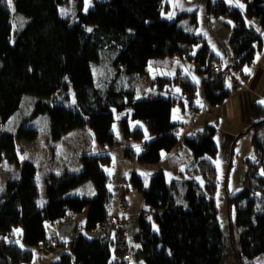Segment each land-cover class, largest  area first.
Here are the masks:
<instances>
[{
	"label": "trees",
	"instance_id": "obj_1",
	"mask_svg": "<svg viewBox=\"0 0 264 264\" xmlns=\"http://www.w3.org/2000/svg\"><path fill=\"white\" fill-rule=\"evenodd\" d=\"M15 1L17 11L31 20L12 43L13 18L7 0H0V164L16 162L22 178L8 181L7 192L0 195V264L29 263L34 248L46 251L62 244L59 240L51 242L54 237L48 235L47 222L56 223L88 207L86 227L96 232L111 216L110 177L103 168L111 162L110 154L86 153L81 156L82 170L66 168L48 174V200L39 205L38 167L20 158L16 135L3 130L27 94L37 95L39 100L32 115L22 119L19 139L35 140L39 130L33 122L49 113L54 140L89 126L99 144L114 145L116 111L130 110L121 121L124 136L141 140L147 133L153 139L145 143L140 154L127 148L126 156L151 164L161 161L163 151L178 147L181 124L173 121V111L177 105L199 108L198 85L180 70L175 77L156 76L152 83L157 92L145 95L137 87L122 83L124 76L136 79L148 74L154 60L179 57L193 60L197 72L204 76L203 92L208 104L221 105L235 91L214 71V65L221 61L208 44L194 55L195 46L204 40L181 22L189 17V23L196 25L197 10L169 19L163 17L165 0H104L88 12L84 11L85 0H76L72 21L65 22L60 14L65 0ZM243 1L245 14L226 0H211L208 6L213 16L233 21L230 46L236 72L252 65L264 49V0ZM106 50L109 76L100 87L95 83L93 66L98 65ZM169 86H179L181 93L163 96L159 90H168ZM72 90L76 102L69 106ZM251 111L254 123L247 132H252L257 157L248 160L242 189L228 197L230 207H237L240 237L236 242L232 230V244L238 264H252L249 261L264 253V105L254 102ZM132 121L142 125L133 128ZM217 132L216 125L207 123L186 137L184 143L193 157L185 168L189 178L169 184L165 171L160 169L144 190L143 178L134 175L147 205L137 219L135 234L146 264H225L226 234L215 200L219 184L215 164L219 155ZM198 174L205 177L203 187ZM87 180L96 186L94 199L68 195ZM181 188L184 197L179 193ZM18 226L23 227L24 247L16 241ZM128 238L121 244L112 233L108 237L97 233L92 239L78 234L71 242L72 253L63 254L52 264H128L132 258Z\"/></svg>",
	"mask_w": 264,
	"mask_h": 264
},
{
	"label": "rangeland",
	"instance_id": "obj_2",
	"mask_svg": "<svg viewBox=\"0 0 264 264\" xmlns=\"http://www.w3.org/2000/svg\"><path fill=\"white\" fill-rule=\"evenodd\" d=\"M104 0H90L85 11L86 3L84 4V11L88 12L94 8L96 4H100ZM228 4L238 7L245 14L246 3L243 0H232L231 3L226 0ZM166 5L163 10V17L169 19H176L183 11H193L198 9V17L206 16L208 2L210 0H165ZM238 5H243V8ZM77 6L76 0H65L60 6L61 18L65 22H71ZM8 8L13 18V34L11 37L12 43L15 42L19 32L29 23L31 18L17 11L16 1L12 0V5ZM171 14V17H170ZM222 18L221 23L215 26L217 32L227 33L233 27V21L230 18ZM248 20L249 18L246 17ZM231 22V23H229ZM183 25L187 24L185 20L181 22ZM211 24V23H210ZM230 24V25H229ZM202 47V43L197 44L194 48V54H197ZM109 50L102 53L101 61L94 64L93 72L95 83L97 86H104L108 78L109 71ZM263 55V56H262ZM171 57H168L169 59ZM174 64L182 67L190 75L191 65H195L193 60L181 59L174 57ZM162 60V59H159ZM225 63L228 62L226 58ZM257 60L264 62V50L258 52ZM154 62H157L154 60ZM264 67V66H263ZM150 70L153 71V78L158 75L156 63L150 65ZM248 68V67H247ZM157 72V73H156ZM236 75L241 79V84L245 83L246 79L243 77L242 72H236ZM254 74L252 80H256ZM261 75V74H260ZM144 79H129L123 77L121 82L129 84L138 88L141 94L147 84H144ZM252 81V82H253ZM152 85V84H151ZM179 89V87H176ZM168 90H159L160 93L167 97L170 95ZM175 89V92H179ZM154 90H158L154 88ZM252 99L256 101L264 100V80L258 85L255 91H250ZM71 102L67 105L72 106L76 102L75 93L71 91ZM234 94V93H233ZM198 102L199 108H184L177 105L173 112V121L181 124L179 130L180 143L171 152L163 151L162 159L158 163H141L138 160H133L126 156L127 148H133L137 154L142 153L145 143L153 139L152 136L146 133L145 137L141 140L127 139L124 136L122 129V119L131 113L130 110L123 112L116 111V121L114 123L115 143L114 145H101L97 142L93 130L88 127H78L65 134L62 138L54 140L50 134L51 116L49 113L39 116L34 122L33 126L39 130L38 136L33 141L19 139L17 137L18 129L24 117L32 115L35 103L39 97L34 94H27L20 107V109L10 118V120L3 126V130L12 132L17 138V147L20 158L36 159L35 164L38 167L37 182L39 183V205H44L47 202L46 195V181L45 178L52 172H63L66 168L82 170L83 164L81 156L86 153L97 154H110L112 156L109 164H104L103 168L110 177L108 183L109 189L112 193V200L110 203V213L116 214L119 204L122 199L127 202V212L123 219V225L130 229L131 235L127 240V245L132 252V258L128 264H146L143 257L139 254L140 244L135 239V234L138 230L137 219L142 211L147 207L143 193L139 190L134 183V175L137 174L144 180V190L150 186L152 176L160 169H163L166 174V179L169 184L173 182L182 181L189 178L185 168L192 161V154L189 147L185 145L187 136L194 134L205 127L207 123L215 124L218 127L217 142L219 146V155L215 159V164L218 172V190L216 193V204L219 210V219L223 231L226 234L225 239V264H238L237 257L232 244V235L234 231L235 241L238 242L240 237L239 226L237 224V207L233 204L229 205V196H234L243 187L244 178L248 169V160L256 159V151L252 144V132H247L251 124L248 126L249 112L234 103V95H230L228 100L223 105L212 106L207 103L204 98L202 86L198 88ZM251 99V98H249ZM75 101V102H73ZM264 105V104H263ZM142 125L139 121H132V127L135 128ZM242 134V135H240ZM81 136V139L80 137ZM139 148V151L137 150ZM29 150V152L26 150ZM31 153V154H30ZM5 164V165H4ZM175 165V166H174ZM16 162H5L0 164V194L7 192V180L19 179L22 177V170L18 168ZM198 181L202 184L205 183V177L202 174L196 175ZM46 187V190H44ZM202 193L203 191L200 190ZM184 197V190L181 188L179 192ZM69 196H79L82 198L94 199L97 195L96 186L92 180H87L81 185L74 188L69 192ZM43 202V203H41ZM88 210L86 207L80 213H70L66 218L51 223H46V229L49 237L58 239L62 244L56 248L47 249L43 251L42 248H34V258L32 262L23 264H52L53 261L59 260L63 254L72 253L71 242L78 234H84L90 239L97 236L96 232L87 229ZM154 229L158 230V224ZM16 229L21 231L16 232V241L24 247L22 233L23 227L18 226ZM15 229V230H16ZM234 242V240H233ZM238 244V243H237ZM114 249V247H113ZM116 253L114 251L113 258L115 259ZM252 264H264V253L252 261ZM75 264V263H74Z\"/></svg>",
	"mask_w": 264,
	"mask_h": 264
},
{
	"label": "crops",
	"instance_id": "obj_3",
	"mask_svg": "<svg viewBox=\"0 0 264 264\" xmlns=\"http://www.w3.org/2000/svg\"><path fill=\"white\" fill-rule=\"evenodd\" d=\"M209 3L210 2H208V6H209ZM195 10H197V22H196V25L189 23V17L184 19L186 21V23H187V24H184V25L185 26H189L190 29L194 30L196 35L202 37L203 40H204V42H201L202 43V47H203V45L205 43L208 44L210 49H211V51L213 53H215V55L220 58L221 62H224L225 58H226V60L228 62H232L233 56H232V51H231V46H230V39H231V36H232V33H233L232 32V28L233 27H231L230 30H227L226 34L224 32H222V31L221 32H217L215 26L216 25L218 26L219 23H221L222 18L215 17L212 14H210V12L208 11V7H207L206 16L204 14V17L201 18V21H200L199 17H198V9H194L193 11H195ZM193 11H186V12H193ZM202 47L199 49V51L202 49ZM199 51H198V53H199ZM194 55H196V54H194ZM257 57H258V54L256 56L255 62L252 65L248 66V69L251 70L250 73H246L245 71L242 72L243 77L246 79L245 83L244 84L242 83L240 85V87H238L233 92L234 94L232 93V95H234V98H233L234 99L233 100L234 103H236L238 106H240V104H242V107L244 108V112H245V110H247L250 113L249 114L250 118H249V121L247 122L248 126L250 124L252 125L254 123V118H253L252 111H251L252 104L254 102H259V101H256L255 99H252L253 95H252V92H251V95H250V91H255L256 88L258 87V85L260 83H262L263 80H264V67H263L264 66V62H261V61L257 60ZM174 60H175L174 57L173 58H169V59L165 58V59H162V60H157V62H155V63L157 65L158 75H156V76L175 77L176 73L178 71H180V70H182L185 74H188L186 72V70L183 69L182 67H180V66L177 67L174 64ZM190 68H191V73L193 74V75L189 74L190 77L198 85V88L200 86H202V88H203L204 76L197 72L196 64L195 65L194 64L191 65ZM152 74H153V71L150 70V68H149L148 74H145V75H142V76L136 78V79H144V81H143L144 84H147V86L145 88L146 91H144L145 95H154L157 92V90L156 91L154 90L155 87H153V83L152 82H153V79L155 77L153 78ZM254 74H257V75H256V80L253 81L252 77H253ZM240 81H241V79H240ZM169 87H170V89H169L170 92L177 93V92H175V89H177L176 87H179V86H174V87L169 86ZM179 93H181L180 87H179L178 94ZM249 98H251V99H249ZM228 100H230V99H228ZM228 100H225L224 103H222L221 105L225 104ZM213 125H215V124H213ZM217 129H218V127H217ZM79 137L81 139V136H79ZM216 141H217V136H216ZM27 151L29 152L28 149L26 150V152ZM27 160L33 161L34 163L36 161V159H27ZM18 168L21 169L19 166H18ZM20 178H22V177H20ZM8 181H10V180H7L5 184H7ZM38 187H39V183H38ZM44 190H46V187H45ZM3 194H5V192H3L2 195ZM46 203L47 202H45L44 205ZM114 214H111V215H114ZM129 231H130V229H129ZM54 240L58 241V239H56V238H54Z\"/></svg>",
	"mask_w": 264,
	"mask_h": 264
},
{
	"label": "built area",
	"instance_id": "obj_4",
	"mask_svg": "<svg viewBox=\"0 0 264 264\" xmlns=\"http://www.w3.org/2000/svg\"><path fill=\"white\" fill-rule=\"evenodd\" d=\"M214 71L217 72L224 80L230 85L233 90H236L241 85V81L236 75V71L232 62H218L214 65ZM127 212V202L125 199H122L117 213L111 215L110 218L103 223H101L97 228L96 232L100 235L108 237L111 233L121 244L126 242V239L130 235L129 228L123 225V218ZM53 244H56V240L51 241ZM126 258H129V252L125 254Z\"/></svg>",
	"mask_w": 264,
	"mask_h": 264
},
{
	"label": "snow or ice",
	"instance_id": "obj_5",
	"mask_svg": "<svg viewBox=\"0 0 264 264\" xmlns=\"http://www.w3.org/2000/svg\"><path fill=\"white\" fill-rule=\"evenodd\" d=\"M7 2H8V4H9V6H11L12 5V0H7ZM228 2L229 3H231L232 2V0H228ZM85 3H86V7H85V11H87V5L90 3V0H85ZM239 7H241V8H243V5H238ZM170 17H171V14H170ZM229 23H231V22H229ZM88 31H92V29H88ZM257 31H259V29H257ZM244 71L246 72V73H250V69H248L247 67L244 69ZM229 87H230V85H229ZM177 91H179V89H177ZM73 102H75V101H73ZM258 103H261V104H264V100H262V101H259ZM137 150L139 151V148H137ZM23 158V157H22ZM254 159V158H253ZM262 174H264V173H262ZM41 203H43V202H41ZM150 219V218H149ZM154 227H155V225H154ZM15 231H17V232H19V231H21L20 229H16Z\"/></svg>",
	"mask_w": 264,
	"mask_h": 264
}]
</instances>
